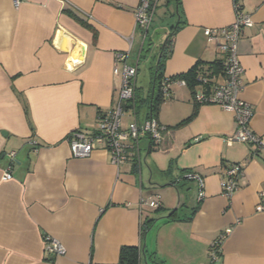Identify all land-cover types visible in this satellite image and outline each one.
Segmentation results:
<instances>
[{"label":"crops","instance_id":"1","mask_svg":"<svg viewBox=\"0 0 264 264\" xmlns=\"http://www.w3.org/2000/svg\"><path fill=\"white\" fill-rule=\"evenodd\" d=\"M239 1L253 19L238 43L240 97L253 106L251 129L264 137V0ZM139 4L22 0L16 8L12 0H0V264H123V246L139 248L140 264H264V161L251 145L230 139L235 114L203 104L189 123L174 128L194 107L181 75L198 61L223 57L206 30L234 23L235 0H181L179 6L164 0L155 14L157 38L164 33L157 58L176 30L163 71L173 79L172 97L157 116L173 128L159 143L142 138L132 160L120 166L100 148L88 157L72 153L70 134L94 132L116 103L122 85L113 72L118 52L130 51L128 63L138 66L137 96L148 99L155 87L158 59L141 72L147 55L136 25ZM211 79L221 84L225 76ZM132 116L130 109L125 127ZM232 162L243 173L227 198L224 164ZM8 168L13 178L5 181ZM191 175L203 179L202 188ZM183 180L196 185L193 205L182 200ZM152 199L160 211L149 205ZM195 207L193 218L183 220ZM227 228L232 231L212 260L211 246ZM47 237L61 241L66 253L47 252Z\"/></svg>","mask_w":264,"mask_h":264},{"label":"built area","instance_id":"2","mask_svg":"<svg viewBox=\"0 0 264 264\" xmlns=\"http://www.w3.org/2000/svg\"><path fill=\"white\" fill-rule=\"evenodd\" d=\"M15 7L19 8L22 0H12ZM160 0H140L136 11V25L142 31L145 41L147 31L152 26L155 13ZM236 5V4H235ZM253 25L252 16L246 13L236 5V19L233 24L221 29H208L206 35L209 39L217 41L219 52L224 59V76L225 80L221 84H214L211 92L206 93L204 90H197L195 99L198 103L216 104L223 109L235 114L237 129L230 136L235 142L246 143L254 147L255 155L262 156L264 161V137L256 134L251 129V120L254 115L253 106L240 97L242 90V75L244 68L241 64L238 43L244 32V29ZM131 44L133 39L130 40ZM129 52H118L114 66V74L122 76V85L118 98L114 106L102 114L99 118L97 128L92 133L75 131L71 135V150L75 157H88L96 149H103L112 155V161L115 165L120 166L123 163L132 160V152L139 151L140 141L142 138H149L154 143H159L166 131L165 125H162L155 117H144L140 120L133 111V119L124 126V117L126 105L135 98L136 84L138 78V66L128 63ZM172 78H166L161 84L165 97L172 95L171 86ZM181 84H187L184 79H180ZM206 81V79H205ZM9 155L14 158L15 151ZM243 173V167L240 163L228 164L225 176L222 179V193L225 197L231 198L239 188V177ZM198 179L200 188L203 186V179ZM13 178L11 168L3 173V180ZM200 192L199 197H201ZM152 208H157L159 203L156 199L149 202ZM232 231L227 228L221 233L219 239L215 240L211 246L212 260L218 258L221 251L222 240ZM46 251L53 256L64 255L66 248L64 244L52 237L46 238Z\"/></svg>","mask_w":264,"mask_h":264},{"label":"trees","instance_id":"3","mask_svg":"<svg viewBox=\"0 0 264 264\" xmlns=\"http://www.w3.org/2000/svg\"><path fill=\"white\" fill-rule=\"evenodd\" d=\"M175 4L176 6H179L181 4V0H168V4ZM236 5L238 4L240 8H242V5L239 0H235ZM157 13V12H156ZM155 13V14H156ZM155 21V20H154ZM179 28V27H178ZM151 27L147 31V36L145 38V41L148 39V35L150 32ZM174 29V28H173ZM175 29L169 34L167 37L166 42L163 44V47L161 48L160 54L158 56V62L156 66V71H155V83H154V88L152 93L150 94L149 98L146 99L140 94L137 96L135 93V98L128 102L126 105L127 110H133L135 114L137 115L138 118L144 113L145 116L143 117H155L157 118L158 113H159V108L160 105L166 101L167 99H170V97H165L164 92L162 91L161 84L164 80H166V77L164 76V63L168 56L170 55L171 52V47H172V40L175 35ZM224 59L225 58H220L211 62H204V61H198V63L193 67L189 72L182 74L181 78L184 79L189 87L192 89L193 94H194V107L192 112L183 120H181L177 125L174 126L177 127L179 125H184L189 123L196 115L198 112V109L201 105L207 104V103H198L195 99V93L197 90H204L206 93L211 92L213 89L214 84L211 82V77L213 75H218V74H224ZM206 79V81H205ZM172 92V91H171ZM144 101H147V110H144L143 104ZM143 102V104H141ZM144 110V111H143ZM133 117V116H132ZM158 119V118H157ZM166 131H164V134L167 132V130L173 128L171 126H167ZM71 135L69 136V140L71 139ZM152 143H154L152 141ZM156 144V143H155ZM234 163V162H232ZM225 168L228 167L227 164H224ZM189 174H192L191 171H187ZM192 180V178L190 179ZM155 211H160L162 207L159 206L155 208ZM197 210V207L192 209V212L185 216L183 220H191ZM178 208L174 209L172 211L171 217L177 216L178 214ZM156 219H150L149 222H153ZM145 231V229H144ZM217 240V239H216ZM156 260V259H155ZM120 262L123 264H140V250L138 247L135 246H123L121 248L120 252ZM162 264V263H159Z\"/></svg>","mask_w":264,"mask_h":264},{"label":"rangeland","instance_id":"4","mask_svg":"<svg viewBox=\"0 0 264 264\" xmlns=\"http://www.w3.org/2000/svg\"><path fill=\"white\" fill-rule=\"evenodd\" d=\"M163 3H164V0H160L159 1V4H158L157 9H156L157 13L158 12L161 13V11H162V8H161L162 6L161 5H163ZM153 25L151 26V30H152L151 33L154 34V38H152V40H154V43L152 45H150V48H151L150 50H148V48H149V42L147 41L148 39L146 41H144V39L142 38V42L143 43L141 44V47H143V49L145 47L144 54L147 55V57L142 59L141 72H145V71L150 70V66L153 65L155 61H157V56L156 55L158 53L159 46L161 44V39L160 38H162V35L164 34V33H161L160 34V38H157L158 34L156 35V32L153 29ZM159 25H158V27H159ZM182 183H184V186H182L179 189V192H180V195L182 197V200H186L187 199V202H189V205H191V204L193 205V203L191 201L194 200L195 195H196V187H195L196 185H195L194 181H188V180H183ZM152 214H155V216H156L158 213L152 212Z\"/></svg>","mask_w":264,"mask_h":264},{"label":"water","instance_id":"5","mask_svg":"<svg viewBox=\"0 0 264 264\" xmlns=\"http://www.w3.org/2000/svg\"><path fill=\"white\" fill-rule=\"evenodd\" d=\"M3 134H6V132L5 131H3ZM195 175H191V177H194Z\"/></svg>","mask_w":264,"mask_h":264}]
</instances>
